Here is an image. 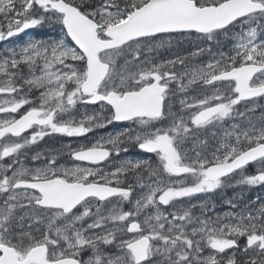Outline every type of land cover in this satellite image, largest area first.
Here are the masks:
<instances>
[{"label":"snow or ice","instance_id":"snow-or-ice-1","mask_svg":"<svg viewBox=\"0 0 264 264\" xmlns=\"http://www.w3.org/2000/svg\"><path fill=\"white\" fill-rule=\"evenodd\" d=\"M5 41L0 264H264V0H0Z\"/></svg>","mask_w":264,"mask_h":264},{"label":"flooded vegetation","instance_id":"flooded-vegetation-1","mask_svg":"<svg viewBox=\"0 0 264 264\" xmlns=\"http://www.w3.org/2000/svg\"><path fill=\"white\" fill-rule=\"evenodd\" d=\"M37 29H33L28 33H36ZM28 35V34H27ZM37 38H48V37H37ZM12 41L16 42L17 46L19 44H22L24 42H26L28 39L26 38V35H20V36H16L11 38ZM2 44H8L9 42L5 41V42H0ZM122 127L121 124H113L111 126H109V128H105V129H99L97 130L96 133H91L89 134L88 138H66V137H61V136H56L55 138H49L46 137L44 141H41L39 145H37V148H44L47 149L49 147H53V146H61V145H65L70 141H74V140H78L80 142V144H85L90 142V139L98 136V135H103L104 133H102V130H104L105 134L106 133H112L115 131H118L120 128ZM140 150L138 148H136L135 146H129L128 148V152H122L121 156L122 157H127L129 159H137L140 158ZM249 168H253L252 166H250ZM253 189V188H252ZM258 189V187L256 188ZM241 194V189L238 187H229L227 189L224 190V193L216 196L213 195V199L216 202V209L217 211H224L227 210V206L224 203V200L230 197H234L235 195H239ZM250 194V193H249ZM255 194V193H254ZM253 194V195H254Z\"/></svg>","mask_w":264,"mask_h":264},{"label":"rangeland","instance_id":"rangeland-1","mask_svg":"<svg viewBox=\"0 0 264 264\" xmlns=\"http://www.w3.org/2000/svg\"><path fill=\"white\" fill-rule=\"evenodd\" d=\"M40 30H44V29H39V31ZM46 31H50V29H45ZM37 37H39V36H36V37H33V36H29V35H26V38L27 39H31V38H37ZM259 115V113H257V116ZM102 133H104L105 134V132H104V130H102ZM246 199V198H245Z\"/></svg>","mask_w":264,"mask_h":264},{"label":"trees","instance_id":"trees-1","mask_svg":"<svg viewBox=\"0 0 264 264\" xmlns=\"http://www.w3.org/2000/svg\"><path fill=\"white\" fill-rule=\"evenodd\" d=\"M263 191V188H261V192ZM262 196H264V192L262 193Z\"/></svg>","mask_w":264,"mask_h":264}]
</instances>
